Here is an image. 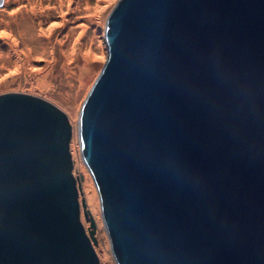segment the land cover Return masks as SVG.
Wrapping results in <instances>:
<instances>
[{"label": "water", "instance_id": "water-1", "mask_svg": "<svg viewBox=\"0 0 264 264\" xmlns=\"http://www.w3.org/2000/svg\"><path fill=\"white\" fill-rule=\"evenodd\" d=\"M104 41L78 135L116 264H264V0H120ZM72 138L0 95V264H101Z\"/></svg>", "mask_w": 264, "mask_h": 264}, {"label": "rangeland", "instance_id": "rangeland-1", "mask_svg": "<svg viewBox=\"0 0 264 264\" xmlns=\"http://www.w3.org/2000/svg\"><path fill=\"white\" fill-rule=\"evenodd\" d=\"M98 1L0 0V95L23 93L37 96L67 114L73 126L71 153L75 175L83 177L84 199L97 226L99 246L96 250L101 264H116L102 225L98 190L83 163L78 135L82 107L108 56L104 41L105 24L120 0L99 1L101 9L93 19L95 13L91 11ZM4 25H9L13 37L8 41L2 36ZM82 28L84 36L80 38L81 42H75ZM14 38L15 49H9ZM80 46L83 47L82 53L65 68L66 52ZM84 52L89 53V57L85 58ZM16 61L21 62L20 71L14 68ZM81 75L83 81L79 82Z\"/></svg>", "mask_w": 264, "mask_h": 264}, {"label": "bare ground", "instance_id": "bare-ground-1", "mask_svg": "<svg viewBox=\"0 0 264 264\" xmlns=\"http://www.w3.org/2000/svg\"><path fill=\"white\" fill-rule=\"evenodd\" d=\"M99 1H101V0H99ZM99 1L96 3V7H94V9H92V13H95V15L92 17L93 19L94 18H96L97 17V15H98V13H99V11H100V4H99ZM110 1V0H109ZM106 3V2H105ZM62 7L60 6V8L59 9H61ZM92 18H90V19H92ZM92 19V20H93ZM98 19V18H97ZM100 19V18H99ZM10 21H11V19H9ZM4 28H5V31H4V34H2V36H4V37H6L5 38V40H7L8 41V38H13L11 35H10V33H9V25H4ZM84 33H85V31H84V28H82V32L78 35L79 37L75 40V42H81V40H80V38H82L83 36H84ZM15 38H14V41L13 42H10L9 43V49H15ZM82 46H80L78 49H71V50H68L67 52H66V56H65V62H64V67L65 68H68L69 67V63L71 62V61H73L74 59H76L78 56H79V54H81L82 53ZM30 50V49H29ZM29 50H28V52H29ZM85 53V52H84ZM83 53V56L86 58V57H89V53H85L84 54ZM27 61V60H26ZM21 64V62L20 61H16V67H14L15 69H16V71H20L21 70V68H22V65H20ZM26 67H28L27 65H25ZM23 70V69H22ZM25 72L27 73L28 72V70H25ZM40 81H42L41 79H39ZM82 82L83 81V77H82V75L80 76V80H79V82ZM23 86V85H22ZM91 185V184H90ZM95 208V207H94Z\"/></svg>", "mask_w": 264, "mask_h": 264}, {"label": "flooded vegetation", "instance_id": "flooded-vegetation-1", "mask_svg": "<svg viewBox=\"0 0 264 264\" xmlns=\"http://www.w3.org/2000/svg\"><path fill=\"white\" fill-rule=\"evenodd\" d=\"M87 224V223H86ZM87 226H88V224H87Z\"/></svg>", "mask_w": 264, "mask_h": 264}]
</instances>
